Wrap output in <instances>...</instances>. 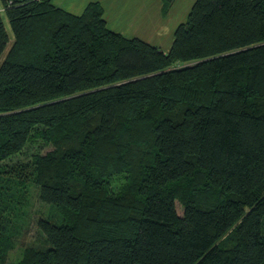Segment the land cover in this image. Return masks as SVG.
Returning a JSON list of instances; mask_svg holds the SVG:
<instances>
[{
	"label": "trees",
	"instance_id": "1",
	"mask_svg": "<svg viewBox=\"0 0 264 264\" xmlns=\"http://www.w3.org/2000/svg\"><path fill=\"white\" fill-rule=\"evenodd\" d=\"M0 1V161L55 146L0 165V204L31 179L60 218L13 264H264V0H195L168 51L96 1Z\"/></svg>",
	"mask_w": 264,
	"mask_h": 264
},
{
	"label": "crops",
	"instance_id": "2",
	"mask_svg": "<svg viewBox=\"0 0 264 264\" xmlns=\"http://www.w3.org/2000/svg\"><path fill=\"white\" fill-rule=\"evenodd\" d=\"M99 2L108 28L127 37H138L168 51L176 27L184 22L195 0H172L164 9V0H51L63 10L80 15L90 2ZM2 16L9 42L14 38L10 22L0 1Z\"/></svg>",
	"mask_w": 264,
	"mask_h": 264
},
{
	"label": "rangeland",
	"instance_id": "3",
	"mask_svg": "<svg viewBox=\"0 0 264 264\" xmlns=\"http://www.w3.org/2000/svg\"><path fill=\"white\" fill-rule=\"evenodd\" d=\"M60 142L65 143L63 140ZM54 147L53 143L44 142L42 139L30 140L20 152L0 161V165L29 161L35 154H44ZM113 177L112 186L118 190L121 186L122 173L114 174ZM9 180L17 183L20 182V177L13 176ZM37 190L36 184L30 179L26 183V189L22 191L23 195L18 196L20 202H13L10 206L7 203L0 204V220H2L0 233L1 236H6L11 246L4 255L6 264L17 263L24 249L28 247H46V241L37 226L39 217L60 221L58 212L38 199ZM176 209L179 214H182L183 207L179 201H176Z\"/></svg>",
	"mask_w": 264,
	"mask_h": 264
}]
</instances>
